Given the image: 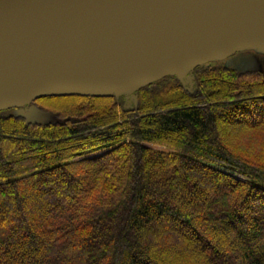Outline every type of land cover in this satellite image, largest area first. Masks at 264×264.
Instances as JSON below:
<instances>
[{
	"label": "trees",
	"instance_id": "16d2710c",
	"mask_svg": "<svg viewBox=\"0 0 264 264\" xmlns=\"http://www.w3.org/2000/svg\"><path fill=\"white\" fill-rule=\"evenodd\" d=\"M232 74L203 70L195 91L167 75L117 101L44 96L92 101L46 123L0 110V264H181L184 255L191 264H264V153L252 152L258 143L264 152V119L236 126L241 142L217 129L239 104L264 105V78ZM167 82L178 86L159 89ZM50 184L66 185L69 202H56ZM35 185L45 194L30 196L25 212ZM173 220L188 233L163 251L153 240ZM41 221L46 234L28 233Z\"/></svg>",
	"mask_w": 264,
	"mask_h": 264
},
{
	"label": "water",
	"instance_id": "95a60500",
	"mask_svg": "<svg viewBox=\"0 0 264 264\" xmlns=\"http://www.w3.org/2000/svg\"><path fill=\"white\" fill-rule=\"evenodd\" d=\"M264 48V0H0V110L133 93Z\"/></svg>",
	"mask_w": 264,
	"mask_h": 264
},
{
	"label": "rangeland",
	"instance_id": "374dc122",
	"mask_svg": "<svg viewBox=\"0 0 264 264\" xmlns=\"http://www.w3.org/2000/svg\"><path fill=\"white\" fill-rule=\"evenodd\" d=\"M198 67H199V69L195 68L196 70L194 71V73L191 74V72H189L184 77V79H182V80H180V78L177 77L178 80L180 81L179 86H183V88H185L186 90H189V91H195V89L197 90V84L195 82L194 76H196L199 72L203 73V70H205V72H207V71H211V72L212 71L213 72L218 71L222 74H229V75H230V73H233V74L239 73V75H240V73L250 72L251 77L243 76L241 79H245L244 82L255 83V82H257L256 80H260L261 78H264V48H249V49L240 50V51H237L234 54H232L226 58L219 59V60H213L211 62L199 65ZM206 69H209V70L206 71ZM172 75H174V74H172ZM239 75H238V78H239ZM159 79H161V78H159ZM159 79H157V80H159ZM157 80H155V81H157ZM155 81H153V82H155ZM153 82H151V83H153ZM155 86H152V87H155ZM157 86H159V84ZM171 86L177 87L178 85H176L175 83H168L167 82V85H162L159 87V89L161 87H168L171 90H173ZM141 88H143V87H141ZM141 88H139L138 90H140ZM153 90H155V89H153ZM202 91H203V88L200 90V92H202ZM131 94H133V93H131ZM120 95H121V93H115V100L120 98ZM126 99L134 102L135 95L126 96ZM89 102L91 103L92 101H89L88 99H84V98H53V97L44 98V99L37 98V99L31 101L27 105H23V106H19L16 108L9 109V110H7V112L5 114H6V116L12 115L15 117H21V118L24 117L28 121H34L37 123L38 122L39 123H46V122L54 121L55 117H58L59 115L61 117H65V116L69 115L68 111L77 110V108L79 106L85 105L86 103H89ZM97 102L98 103H94L95 105H93V106H95V107L103 106L101 101H97ZM252 104H254V103H252ZM252 104H250V105H252ZM245 106L246 105H240L239 104L238 105L239 109L235 108L238 111L240 110L239 112L238 111H236L234 113L232 112L230 115L225 116L223 121H220L218 123L219 125H218L217 129L222 134L225 141H227L230 138H232V139L236 138V135H235L236 133L234 132V130H237L236 126H240V124H243L246 122L261 121L264 119V118L260 119V118L256 117L257 112L261 113L262 110L264 111V109H263L264 105H262V106L261 105H257V106L253 105V108L252 109L250 108L251 111L249 109H247ZM103 108H105V107L103 106ZM262 114H264V112ZM62 122H64V121H62ZM248 129H250L252 132L257 130V129H253V128H248ZM241 131H242V129H241ZM245 131H246V129L243 132H245ZM251 131H249V132H251ZM224 132L227 134H224ZM241 137H243L242 134H241ZM258 140L260 142H263V144H264L263 138H259ZM228 141L231 142V139ZM237 141L241 142L242 140L240 138L239 140L237 139ZM232 142H234V141H232ZM245 145L247 146L246 148H249V145L247 143ZM257 145H259V143ZM257 145L255 147H253V150H252V152H254L253 155L263 154L264 153L263 149L259 148V146H257ZM152 146L157 148V149H167V147H165L164 145H161V144L160 145L159 144H154V145L152 144ZM190 170H191V172H194L195 175H197V176L200 175V171L198 169L193 167ZM53 185L50 184L49 188H48L49 189L48 192L52 196V198H54L56 202L60 201L62 199H63V201L65 200V202L66 201L69 202L68 201L69 198H67V196L70 195V193L67 194V192H66V191H68L67 186L63 185L64 189H61L62 187L53 186ZM25 186H26V184H25ZM37 186L38 185H35L34 189L32 188V192L30 194H27V195H29V200L26 203V205L24 206L25 212H28L32 207V206H30V205H32V201L30 200V196L33 195L35 198H37V196L40 197V196H42V194L43 195L45 194V193H42L40 190L41 188L37 187ZM189 190L190 191L194 190L195 192L197 191L196 189H192L191 186L189 187ZM211 198H212V200H214L213 196H211ZM64 204H65L64 202H61L59 208L56 206L55 209L56 208H57L56 210L63 209ZM55 209H53V212ZM212 210H213V208H211V212H212ZM171 220H172V218H171ZM41 222H39L38 224H40ZM44 224H45V221H43L41 223V226L39 225L38 229L34 228L32 225V228H31L32 230H29L28 233L29 232L30 233H40V231H41V233L46 234L47 229L49 227L47 226L48 227L47 228ZM218 226H219V228L221 227L220 225H218ZM164 229L168 230L169 234H166V235L160 234L161 236L159 238H157L159 240H153V242H155L159 246V248L163 251H167L166 247H169L171 244H173L171 242V236L174 237L172 239L176 242V241H180L183 238V236L188 233L184 224H182V222L179 220L178 221L173 220L172 223H170V224L166 223V226ZM164 229H163V231H164ZM197 240H198L197 244L203 245V246L206 245L204 243V240H202L200 238H198ZM5 245L7 246V244H5ZM164 245L166 247H164ZM40 247L43 248L42 244L40 245ZM173 247H177V245L173 246ZM0 248H2V246H0ZM2 249H4V248H2ZM206 251L208 253H212V250L209 246H206ZM4 254H5V252H4ZM3 255L1 256L2 258L5 257V255L4 256ZM20 257H22V255H20ZM183 258H184L183 259L184 261H181V264L182 263L191 264L187 261V258L189 259L188 256L184 255ZM215 260L217 261V263L223 261L219 255H215ZM2 261H4V260H2ZM204 262H206L204 260V258H202V259L200 258L199 264H204ZM60 264H62V263L60 262Z\"/></svg>",
	"mask_w": 264,
	"mask_h": 264
}]
</instances>
